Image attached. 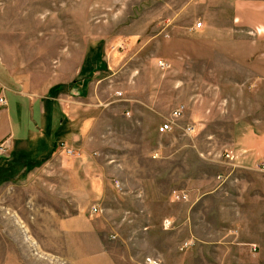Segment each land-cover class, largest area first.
<instances>
[{"label":"rangeland","instance_id":"374dc122","mask_svg":"<svg viewBox=\"0 0 264 264\" xmlns=\"http://www.w3.org/2000/svg\"><path fill=\"white\" fill-rule=\"evenodd\" d=\"M244 1L0 0V86L87 52L95 96L115 102L107 143L90 147L108 187L87 229L60 227L74 210L54 200L55 175L0 170V264H264V174L240 161L241 127L264 128V89H232L240 74L209 62L206 42L225 30L220 10ZM136 96L150 107L140 127L121 105Z\"/></svg>","mask_w":264,"mask_h":264},{"label":"crops","instance_id":"0c3cea01","mask_svg":"<svg viewBox=\"0 0 264 264\" xmlns=\"http://www.w3.org/2000/svg\"><path fill=\"white\" fill-rule=\"evenodd\" d=\"M218 14L215 25L225 30L206 41L209 42V62L224 58L227 71L231 69L232 74H240V82L232 83V89L263 90L264 35L254 31L264 30V0L238 2L231 8L227 5L225 11L220 10ZM202 48L201 45L199 51H194L195 55L204 54ZM91 61L87 52L63 56L56 66L44 65L33 76H18L15 85L3 77L0 86L1 98L6 101V105L0 106V142L6 148L0 158L4 163L0 170L23 168L38 170L44 176L55 175L50 179V186L57 190L54 200L65 201L74 210L60 221V227L67 234L87 229L84 225L89 227V213H92L89 202L102 199L108 187L104 167L92 158L90 147L107 143L102 138L111 135L110 127L115 118L110 107L113 109L115 102L104 103L100 96H95L96 88H103V83L98 86L97 82L89 80L98 72L90 67ZM100 64L97 70L103 68V63ZM138 85L135 83L133 89L138 90ZM144 87L151 88L146 84ZM126 101L121 105L140 127L145 122V110L150 107L145 104L142 110L139 105L143 102L137 96ZM259 123L264 126V122ZM176 127L182 130L177 124ZM240 138L241 168L255 169L260 165L258 170L264 174L261 171L264 166V128L244 125ZM62 144L73 149L74 154L59 162V155H66L61 152ZM93 171L103 177L95 175L91 178ZM22 176L27 179L29 172ZM177 193L184 192H173V201Z\"/></svg>","mask_w":264,"mask_h":264},{"label":"built area","instance_id":"2783aa9c","mask_svg":"<svg viewBox=\"0 0 264 264\" xmlns=\"http://www.w3.org/2000/svg\"><path fill=\"white\" fill-rule=\"evenodd\" d=\"M202 27V24H197V28H201ZM159 65L160 67L164 68L165 67V64L163 62H159ZM119 97L122 96L121 93L118 94ZM0 104L3 106V105H6V101L3 99V98H0ZM184 110H185V107L184 106H180L178 107L177 109H175L172 114H171V120L164 123L163 125H161V127L159 128V134L160 135H164V134H167L169 132H172L173 131V128H174V124H175V121L176 120H179L180 118L183 117L184 115ZM183 132L185 134H188V135H191L194 133L195 131V127L193 125H188V126H185L184 128H182ZM61 148V152H64L66 155L68 156H71L74 154V150L73 149H70L69 147L65 146V145H61L60 146ZM6 148L4 146L3 143L0 144V154H3L5 152ZM226 160L230 161V162H233L235 160V155L233 153H229L227 156H226ZM261 171L264 172V166L261 167ZM119 186V184H116ZM117 186V187H118ZM186 196L183 195V196H176L175 199L176 200H180V199H183V200H186ZM98 212V208L94 207L92 209V213H97ZM170 224V221H167L166 222V225H169Z\"/></svg>","mask_w":264,"mask_h":264}]
</instances>
